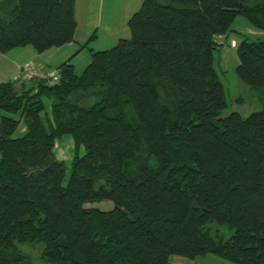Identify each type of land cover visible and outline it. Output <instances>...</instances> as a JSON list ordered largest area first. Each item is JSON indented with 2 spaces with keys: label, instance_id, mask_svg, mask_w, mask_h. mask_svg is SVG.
Wrapping results in <instances>:
<instances>
[{
  "label": "trees",
  "instance_id": "trees-1",
  "mask_svg": "<svg viewBox=\"0 0 264 264\" xmlns=\"http://www.w3.org/2000/svg\"><path fill=\"white\" fill-rule=\"evenodd\" d=\"M237 16L264 32V0H143L130 37L92 51L81 74L64 63L53 86L0 84V264H31L16 243L41 244L51 264H264V110L221 118L214 71ZM75 30V0H0L1 54H41ZM236 54V78L264 105V40L243 38ZM101 202L113 209L85 207Z\"/></svg>",
  "mask_w": 264,
  "mask_h": 264
},
{
  "label": "rangeland",
  "instance_id": "rangeland-1",
  "mask_svg": "<svg viewBox=\"0 0 264 264\" xmlns=\"http://www.w3.org/2000/svg\"><path fill=\"white\" fill-rule=\"evenodd\" d=\"M126 2L125 0H101V3L97 2L98 6L96 11L93 12L94 15L92 17V20H94L95 17L98 18L99 30L102 31L101 28H103L104 25H107V21H110V23L114 24L115 26L122 27L124 22V16H126L127 14H131L132 12L135 13L139 10L140 7L138 9H135L137 5L135 6L136 3L134 2H136V0L133 1L134 4H130L131 0H126ZM231 29L233 30V32H230L228 34L229 37L226 40L223 37L216 38L217 44L221 46H218L217 49L214 51V71L224 87L225 99L227 102V106L220 113V117L224 118L231 113H238L242 118H245L251 113L264 110V105L257 99V96H260V93L255 92L247 85L241 83L234 74V69L238 65L236 48L243 38H248V40L250 41H255L264 40V36L250 35L252 31H258L250 28L249 24L242 16H237L235 18L234 22L232 23ZM119 32L120 31H118L117 33ZM94 35L95 38L93 37ZM102 36L103 34L97 35L94 32L92 35H90V39L94 38V40H100ZM129 37L130 34L127 38ZM234 40L236 42H234ZM97 44L93 46L95 47L94 52L102 51L100 49L99 42ZM89 50L90 48L84 50L83 54H81V56L77 59L75 68L77 74H80L89 64L86 63V58L90 61ZM40 61L41 60H35L30 61L29 63L35 65L36 67H39L42 62ZM24 66L25 64L22 67ZM15 78H17V76ZM44 105L45 109L41 114V120L43 124L47 126V117H50L49 101L45 100ZM0 113L2 114V112ZM5 115L14 119H19L18 115ZM23 130V123L21 122L13 137H21L23 135ZM73 147V140L69 135H64L56 141V157L58 158V160L60 159L61 161H63L66 168V180L64 182L65 184L71 173ZM82 153L83 152L81 151V154ZM85 207L94 208L99 211L105 212L112 210L113 204L111 202H101L86 204ZM210 227L225 238L229 237L233 233L232 230H230L228 227L219 225L217 223H212ZM16 246L23 254H25L29 258L31 264H51L43 259V246L41 244L16 243ZM169 262L171 264H232L213 255L198 257L194 260H189L180 256H171L169 258Z\"/></svg>",
  "mask_w": 264,
  "mask_h": 264
},
{
  "label": "crops",
  "instance_id": "crops-1",
  "mask_svg": "<svg viewBox=\"0 0 264 264\" xmlns=\"http://www.w3.org/2000/svg\"><path fill=\"white\" fill-rule=\"evenodd\" d=\"M133 1L134 0H131L130 4L136 3L135 6H137L134 7L135 9H138L141 6L143 0H136L134 3ZM97 2L101 3V0H75L76 30L74 34V41L72 43L66 44L59 48H51L41 54L36 53L31 47L17 48L6 54L0 53V84L15 80V77L19 75L22 66L29 63L30 61L41 60L42 62L40 61V66L43 70L57 69L64 63L73 65L75 69L77 59L87 48H90V53L92 51L94 52L95 47L93 46L99 42L100 49L102 51L108 50L112 48L120 39H128L127 37L130 33L128 31L127 22L134 13L132 12L131 14L124 16L122 27L115 26L114 24L110 23V21H107V25H104L103 28H101V31L98 28V18L95 17V19L92 20L94 15L93 12L96 11L98 6ZM118 31L120 32L117 33ZM94 32L97 35L103 34L102 38L100 40H94V35V38L90 39V35H92ZM250 35L264 36V32L252 31ZM221 37L226 40L229 36H218V38ZM234 42L236 41L234 40ZM86 63H89L87 58Z\"/></svg>",
  "mask_w": 264,
  "mask_h": 264
},
{
  "label": "built area",
  "instance_id": "built-area-1",
  "mask_svg": "<svg viewBox=\"0 0 264 264\" xmlns=\"http://www.w3.org/2000/svg\"><path fill=\"white\" fill-rule=\"evenodd\" d=\"M17 78H15V80L25 82L32 80H41L45 81L48 85L53 86L58 84L60 76L58 69L43 70L41 67H36L31 63H27L24 67H22V70L20 71Z\"/></svg>",
  "mask_w": 264,
  "mask_h": 264
}]
</instances>
